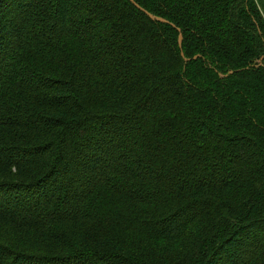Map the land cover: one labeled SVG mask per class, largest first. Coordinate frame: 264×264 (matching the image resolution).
Wrapping results in <instances>:
<instances>
[{
    "label": "trees",
    "instance_id": "obj_1",
    "mask_svg": "<svg viewBox=\"0 0 264 264\" xmlns=\"http://www.w3.org/2000/svg\"><path fill=\"white\" fill-rule=\"evenodd\" d=\"M0 264H264V0H0Z\"/></svg>",
    "mask_w": 264,
    "mask_h": 264
},
{
    "label": "water",
    "instance_id": "obj_2",
    "mask_svg": "<svg viewBox=\"0 0 264 264\" xmlns=\"http://www.w3.org/2000/svg\"><path fill=\"white\" fill-rule=\"evenodd\" d=\"M158 21L166 23V21L162 19H158Z\"/></svg>",
    "mask_w": 264,
    "mask_h": 264
}]
</instances>
